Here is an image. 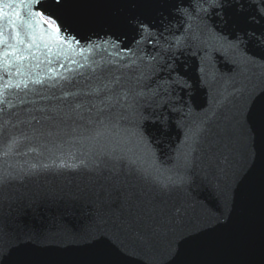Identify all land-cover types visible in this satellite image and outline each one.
<instances>
[{"label": "snow or ice", "instance_id": "6c2138e0", "mask_svg": "<svg viewBox=\"0 0 264 264\" xmlns=\"http://www.w3.org/2000/svg\"><path fill=\"white\" fill-rule=\"evenodd\" d=\"M13 89L57 101L38 110L90 146L91 164L32 171L106 183L15 196L22 177L0 172V204L53 212L0 228V264H264V0H0V105ZM121 175L157 193L128 200L131 220L103 211Z\"/></svg>", "mask_w": 264, "mask_h": 264}, {"label": "water", "instance_id": "95a60500", "mask_svg": "<svg viewBox=\"0 0 264 264\" xmlns=\"http://www.w3.org/2000/svg\"><path fill=\"white\" fill-rule=\"evenodd\" d=\"M32 87L30 85V89ZM72 90L75 91V89ZM40 91L48 96L52 92H56V95L60 94L56 89L51 91L40 89ZM6 95L12 106L0 105L3 108V111L0 112V172H12L22 177V181L13 183L8 189L9 192L15 196H23L40 188L55 186L67 190L68 188L75 189L77 186L83 188L93 185L98 191L100 185L106 183V174L105 177H101L88 174L83 169L70 171L50 167L48 170H44L42 167H38L37 171L33 172L32 165H58L62 161L69 164H80L81 161H85L91 164L93 161L88 154L90 146L81 140L78 130L73 131L76 126L72 120H67L65 123H60L58 120L53 122L46 117L55 115L54 112L38 110L41 108L51 109L58 104L57 101L41 99L34 90L25 94L23 91L17 93L13 89ZM21 100H24L25 103L21 104ZM195 100L198 105L207 106V93L197 87ZM30 101H35V103ZM64 107L67 111L66 105ZM14 137L18 138L20 143L13 148L12 152L5 155L7 145ZM173 139H175V134ZM29 148H35L36 151H29ZM164 158L167 159V156L165 155ZM116 186L121 188L119 203L114 207L108 206L103 209L111 219L122 217L125 220H131L129 199L135 205L138 203L136 196L144 201H150L157 196V193L149 186L134 176L121 175ZM161 199H167V197ZM19 208V203L14 199L5 200L0 204V228L7 232L9 229L50 227L53 212L46 207L42 206L36 210L34 206L33 211L27 214H24L22 210L18 211ZM83 219L84 217L78 212L73 222L77 223ZM138 264H142V262H138Z\"/></svg>", "mask_w": 264, "mask_h": 264}]
</instances>
